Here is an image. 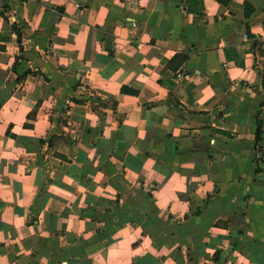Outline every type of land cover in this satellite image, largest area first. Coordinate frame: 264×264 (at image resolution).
Wrapping results in <instances>:
<instances>
[{
    "label": "crops",
    "instance_id": "1",
    "mask_svg": "<svg viewBox=\"0 0 264 264\" xmlns=\"http://www.w3.org/2000/svg\"><path fill=\"white\" fill-rule=\"evenodd\" d=\"M0 264H264V0H0Z\"/></svg>",
    "mask_w": 264,
    "mask_h": 264
},
{
    "label": "water",
    "instance_id": "2",
    "mask_svg": "<svg viewBox=\"0 0 264 264\" xmlns=\"http://www.w3.org/2000/svg\"><path fill=\"white\" fill-rule=\"evenodd\" d=\"M219 1L222 2L223 4L227 5L230 0H219Z\"/></svg>",
    "mask_w": 264,
    "mask_h": 264
}]
</instances>
